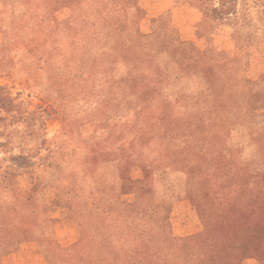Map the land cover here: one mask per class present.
<instances>
[{
    "label": "rangeland",
    "instance_id": "rangeland-1",
    "mask_svg": "<svg viewBox=\"0 0 264 264\" xmlns=\"http://www.w3.org/2000/svg\"><path fill=\"white\" fill-rule=\"evenodd\" d=\"M220 2L0 0V264H70L73 247L110 262L107 245L124 251L144 224L110 211L134 201L122 182L141 179L143 168L137 207L165 208L174 237L201 231L185 189L197 175L182 151L189 137L155 109L137 114L125 86L131 69L114 52L123 40L140 35L139 47L155 55L172 111L190 118L232 97L203 122L220 120L219 153L264 169V0H231L226 16L211 11ZM176 45L189 67L171 54ZM208 250L196 243L194 261Z\"/></svg>",
    "mask_w": 264,
    "mask_h": 264
},
{
    "label": "trees",
    "instance_id": "trees-1",
    "mask_svg": "<svg viewBox=\"0 0 264 264\" xmlns=\"http://www.w3.org/2000/svg\"><path fill=\"white\" fill-rule=\"evenodd\" d=\"M230 1L221 0L219 9L211 11L224 16L234 14ZM116 26L118 28L120 24ZM137 36L135 42L125 45L123 40L121 48L117 49L116 46L114 50L119 62L131 69L125 80L126 90L136 99L138 115L155 109L156 113L167 118L183 138L188 135L189 140L182 151L185 157L194 159L197 175L186 179L185 189L194 199L202 228L197 234L180 239L164 227L167 216L161 212L165 208L149 207L146 211L137 207L147 185L148 170L143 168L141 179L128 178L122 182V189L125 193L133 194L134 201L112 205L110 211L122 218L139 216L138 221L144 224L138 233L133 234L135 241L124 251L118 246L125 243L107 245L110 262L106 264H238L242 256L264 264V169L250 171L247 166H239L219 153L222 144L220 120L203 122L204 118L209 119L214 113L226 110L227 103L231 105L235 100L227 98L222 106L204 104L199 114H191L190 118L181 109L172 111L166 97L161 96L159 74L153 70L156 57L139 47L140 35ZM182 53L181 47L176 45L171 54H181L177 59L182 64L186 60ZM186 62L185 67H189V62ZM208 72L209 69H206ZM253 101L247 102L250 103L249 109L254 105ZM153 103L157 106L153 107ZM209 167H212V172L205 174L204 171ZM153 224L158 227L157 232L148 228ZM126 231L129 233L131 229L127 227ZM204 242L209 246L208 254H204L202 261L196 263L194 246ZM69 259H72L70 264H98L89 250L76 247H73Z\"/></svg>",
    "mask_w": 264,
    "mask_h": 264
}]
</instances>
